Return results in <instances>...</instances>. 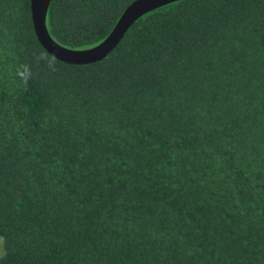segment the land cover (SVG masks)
I'll use <instances>...</instances> for the list:
<instances>
[{
  "label": "trees",
  "instance_id": "trees-1",
  "mask_svg": "<svg viewBox=\"0 0 264 264\" xmlns=\"http://www.w3.org/2000/svg\"><path fill=\"white\" fill-rule=\"evenodd\" d=\"M133 1L51 0L46 28L88 49ZM0 238V264H264V0L165 5L87 65L0 0Z\"/></svg>",
  "mask_w": 264,
  "mask_h": 264
},
{
  "label": "water",
  "instance_id": "water-1",
  "mask_svg": "<svg viewBox=\"0 0 264 264\" xmlns=\"http://www.w3.org/2000/svg\"><path fill=\"white\" fill-rule=\"evenodd\" d=\"M177 1L179 0H134L122 12L110 33L97 45L84 50L62 47L50 37L46 28V15L51 0H30V14L35 36L51 57L69 65H87L99 62L110 54L139 18Z\"/></svg>",
  "mask_w": 264,
  "mask_h": 264
},
{
  "label": "clouds",
  "instance_id": "clouds-1",
  "mask_svg": "<svg viewBox=\"0 0 264 264\" xmlns=\"http://www.w3.org/2000/svg\"><path fill=\"white\" fill-rule=\"evenodd\" d=\"M37 62H44L46 64V66L48 67V69L52 72L56 71V67H55V61L52 60H48L45 56L43 55H38L36 57ZM31 78V74H30V70L27 71V74L23 77V82L26 85L28 80Z\"/></svg>",
  "mask_w": 264,
  "mask_h": 264
},
{
  "label": "rangeland",
  "instance_id": "rangeland-1",
  "mask_svg": "<svg viewBox=\"0 0 264 264\" xmlns=\"http://www.w3.org/2000/svg\"><path fill=\"white\" fill-rule=\"evenodd\" d=\"M2 244H3V242H2V239L0 238V255H1V252H2Z\"/></svg>",
  "mask_w": 264,
  "mask_h": 264
}]
</instances>
